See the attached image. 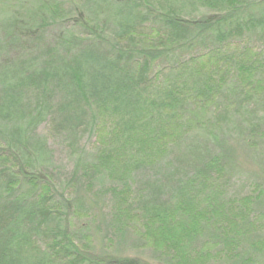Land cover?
<instances>
[{
  "label": "trees",
  "instance_id": "trees-1",
  "mask_svg": "<svg viewBox=\"0 0 264 264\" xmlns=\"http://www.w3.org/2000/svg\"><path fill=\"white\" fill-rule=\"evenodd\" d=\"M261 150L264 0H0V264H264Z\"/></svg>",
  "mask_w": 264,
  "mask_h": 264
},
{
  "label": "rangeland",
  "instance_id": "rangeland-1",
  "mask_svg": "<svg viewBox=\"0 0 264 264\" xmlns=\"http://www.w3.org/2000/svg\"><path fill=\"white\" fill-rule=\"evenodd\" d=\"M254 51H257L253 48ZM207 66V62H204L202 65ZM261 153L264 155V150H261ZM251 185L250 182L245 184V191L251 190L249 187ZM252 191V190H251ZM254 191V190H253ZM264 212V210H263ZM264 213H262L260 216H257L251 224H247L249 233L246 235V237H249L251 234L252 236V248H250L251 251H253L252 257H257L258 254L262 255L264 257ZM246 240V238L244 239ZM243 240V241H244ZM249 242V241H248ZM149 246V245H148ZM249 244L247 243V247ZM152 247V246H151ZM238 248L234 251H232L231 246H223L219 247L217 245L215 246H208L205 249H203V252L205 253H199L197 254V259L193 260L190 259L188 262H183L182 264H238V259L233 258V255L235 254V251L237 252ZM146 256L150 255V252L145 251ZM261 261H259L260 263ZM261 264V263H260Z\"/></svg>",
  "mask_w": 264,
  "mask_h": 264
}]
</instances>
